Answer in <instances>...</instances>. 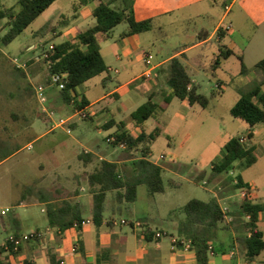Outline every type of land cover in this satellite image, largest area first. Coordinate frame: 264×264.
<instances>
[{"label":"rangeland","instance_id":"obj_1","mask_svg":"<svg viewBox=\"0 0 264 264\" xmlns=\"http://www.w3.org/2000/svg\"><path fill=\"white\" fill-rule=\"evenodd\" d=\"M80 1H54L13 41L6 45L0 44V159L3 155L15 152L0 166V200L4 205L13 206L14 209L9 217L13 215L19 217L20 229L23 233H30L38 227L43 232L49 224L47 213L42 211L46 204L32 198H27L23 205L18 202L23 187L42 175H45V180H49L51 176H60L61 184L71 183L72 180L66 179L67 175L81 170L74 157L76 152L90 149L95 154V160L98 161L100 157L119 160L118 158L123 155V158L129 159L127 165L131 167L124 165L125 176L135 177L138 174L131 161L137 160L141 152L135 150L129 153L124 147L113 146L107 141L109 135L117 130L116 126L109 129H99L96 126L109 118L108 112L99 113L94 121H89V118L84 121L85 119L76 115L75 118L80 121V126L71 130L70 133H67L65 129L67 123L63 127L52 129L40 139H35L37 135L48 131L59 118L70 121V116L74 113L73 106L69 104L64 103L62 110H52L48 101L39 102L35 95V87L38 84H45L37 77L39 74L47 73V64L42 58V53L50 44H57L70 38L65 32L67 26L62 25L61 19L66 18L68 22L72 20L73 4ZM82 1L84 3L85 0ZM231 2L232 0L226 2L228 5L231 4L230 11L226 13L227 7L219 0L218 2L198 0L192 6L181 7L169 14L159 16L153 21L151 30L140 34L143 44L150 50L155 62L172 52L179 43L192 42L195 39L194 31L201 27L211 30L219 24L220 30L226 33L221 41H217L215 36L210 43L187 54L188 61L196 64L197 69H192L190 65L188 70L198 84V90L210 98L208 108L204 109L198 105L189 106L176 97L166 110L157 109V118H149L143 124L147 133L156 126L160 128L159 135L148 145L149 158L164 168V192L150 195L147 186L140 184L137 188L136 200L129 206L124 202L114 201L115 205L119 206L115 211L108 206L112 202L111 195L107 196V207L103 211V218L106 220L113 216L114 221L118 223L114 231L126 235L129 239L137 232L135 233L130 224H122L120 221L125 219L132 222L138 218L145 221L146 224L142 222L143 227L149 230L168 231L169 235H165L162 242L166 249H169L170 235L180 236L173 227V223L177 224L178 221L186 220L182 205L191 198L208 200L213 194L206 190V187L209 188L215 183L225 188L232 184L233 175L214 174L212 164L221 159L224 154V145L230 138L244 137L246 134L247 124L243 120L232 117L229 110L239 97L259 82L263 76L257 63L264 57V0ZM113 6L123 7V4L117 1L113 3ZM9 8L17 12L20 8L18 0H0V10ZM195 11L198 15H195ZM190 16L192 19H189ZM7 22V17L0 18V35L7 30ZM94 22L95 19L91 16V22L79 26L77 30L82 31ZM54 25L57 32L59 30L63 32L62 35L50 32L52 31L50 28ZM227 25L231 26L229 30H225ZM125 28V23L117 25L113 30V38L109 41L120 46L119 34ZM30 45L33 47L29 48ZM222 45L233 48L235 54L229 56L223 65L212 73L211 65ZM238 55L242 56L246 66L244 72H242ZM15 59L24 67H18ZM107 59V63L113 62L112 57ZM112 68L111 74L117 79L103 86L96 82L99 78H95L91 82L96 84L88 88L83 84L79 86L78 93H84L88 99L94 100L95 97L113 88L116 85L115 80H120V76H116L115 69ZM218 81L222 82V92L220 95L212 96L213 93L217 94ZM129 87L131 88L127 95L118 100H110L107 106L112 114H116L117 119L125 121L126 127L133 134H137L138 130L133 126L130 113L148 100L149 90L147 91L146 86L140 81L132 83ZM164 88L166 91L167 85ZM56 90L47 89V95L53 97ZM160 96L161 94L155 100L161 101ZM107 102L108 100L102 101L95 108L103 107ZM115 105L118 106L117 110L112 109ZM43 108L53 111L52 119L45 118ZM256 131L257 135L250 144L255 146L257 161L248 167L238 166L233 171L251 186L249 194L251 200L264 202V123L257 124ZM186 134L188 137L181 145ZM29 142H32L31 147H28ZM68 164H71L70 169ZM40 165L43 166V170L40 169ZM119 165L122 168L121 163ZM171 180L177 185L172 186ZM77 182H79L78 188L81 186L85 188L81 196L84 202L81 215L86 217L91 215V189L86 180L78 178ZM230 187L232 193L228 198L241 202L239 188ZM221 202L229 203L228 200ZM235 208L231 215L232 220L226 224L227 228L212 229L208 235L209 242L214 248V253L210 254L212 263L239 264L243 262L239 255H233L232 245L236 235L242 236L238 238L240 239L238 245H244L246 234L245 217ZM143 227L138 229L140 235ZM99 228L100 226L95 223H89L85 226L83 233L80 230H71V234L66 236L65 245L68 249H72L77 236L82 237L89 231L96 232ZM259 228L264 231V212L260 214ZM5 235L6 232L1 230L0 238ZM60 236L56 233L50 240L48 235H43L40 243L31 239L24 245H30V243L42 245V247L57 245ZM143 241L146 243L145 240ZM239 247L241 249L239 254H242L243 247ZM49 248L53 249V247ZM8 256L13 264H23L26 254H8ZM262 260L264 261V251L257 258V264H260Z\"/></svg>","mask_w":264,"mask_h":264},{"label":"trees","instance_id":"obj_2","mask_svg":"<svg viewBox=\"0 0 264 264\" xmlns=\"http://www.w3.org/2000/svg\"><path fill=\"white\" fill-rule=\"evenodd\" d=\"M54 1L56 0H18L20 8L17 12L11 8L0 10V18H8V28L5 33L0 35V44L6 45L13 41ZM97 1L96 6L92 9V16L95 19L94 24L80 31L74 37L54 44L49 57L43 59L47 64V82L51 74L60 73L65 75L63 78L64 87L59 90L58 97L64 103L72 104L75 109H83L88 105V99L85 95L78 93L77 87L109 71L100 51L99 39H109L114 28L121 23L127 25L121 36L142 33L152 29V18L135 19L133 0ZM117 1H120L123 7L113 6V3ZM82 4V0L73 4L74 14ZM64 19L66 20V18ZM218 32L223 33L220 28ZM233 54L235 52L229 47L220 46L211 65V70L218 68L222 59H227ZM238 57L241 61L242 72H244L246 66L242 56L238 55ZM257 66L263 72V79L243 93L229 110L232 117L243 120L247 124L246 140L241 141V136H235L225 143L223 156L212 164L214 174L226 175L238 166L248 167L257 161L255 146L251 145L250 141L254 138L255 126L264 123V91L262 90L264 84V57L257 63ZM168 67L165 84L170 92L164 93L162 103L158 104L154 101L153 95H148V100L130 114L134 126L139 128L137 134L130 132L123 120L110 119L103 124V129L117 127V130L109 135V137L114 138L110 142L113 146L123 144L126 152L133 153L137 150L141 152V155L137 160L133 159L131 161V164L138 171L135 177H125L122 175L116 161L103 158L97 160L93 170L86 174L85 180L89 184L93 199L91 217L92 221L98 226L104 220L103 211L109 193H112L116 200L129 206L136 200L137 188L140 184L147 186L150 195L163 193L165 190L164 168L149 158L148 143L156 139L160 128L156 126L151 132L146 133L144 122L149 118H157V109H166L174 97L187 100L189 105L197 104L204 109L208 108L210 104V98L198 90V84L193 80L180 57H172L169 60ZM216 92L217 94L213 93L212 96L220 95L222 90L217 88ZM90 117L91 115L87 112V118ZM7 156L9 154L3 155L0 160L5 159ZM94 156L93 153L82 152L78 155V159L87 164L95 160ZM236 177L239 183L231 185L233 189L249 187V184L240 175H236ZM170 182L172 186L177 185L173 180ZM236 204L237 207L235 208ZM236 204L227 213H224L216 197H210L208 200L191 198L184 203L182 211L186 216L185 224L194 227L190 241L196 252V264H209L210 254H213L214 250L209 242L208 235L212 229L227 228L226 224H229V222L226 220V215H233L234 208L245 217L244 230L249 234L244 237L245 260L251 263L257 260L258 256L264 251V232L258 225L260 214L264 212V202H254L248 196L245 200ZM56 214L57 210H48L49 223L52 225L58 221ZM81 221L82 218L78 213L75 217L65 221L61 228H69L74 222H77V228L81 230ZM197 227H200V229ZM35 240L41 242V238ZM20 249L21 246L17 250L10 246L9 251L0 248V263L3 260L2 254L4 252L15 255ZM23 264L36 263L31 259H25ZM47 264H60V260L50 250L47 253Z\"/></svg>","mask_w":264,"mask_h":264},{"label":"crops","instance_id":"obj_3","mask_svg":"<svg viewBox=\"0 0 264 264\" xmlns=\"http://www.w3.org/2000/svg\"><path fill=\"white\" fill-rule=\"evenodd\" d=\"M196 1L198 0H133L134 17L136 20L152 18L154 21L159 16L169 14L176 9H180L181 7L192 6L194 3H196ZM214 1L218 2V0H214ZM233 1L234 0H232L231 3H233ZM97 2H98L97 0H85L83 5H81L80 8L78 9V11L71 16L72 20H70L69 22L68 20H61L63 22L62 25L67 26L65 29V32L68 34L70 38L74 37L77 33L80 32L79 30H77L79 26H82V25H85L86 23L91 22L92 9L96 6ZM219 2H222V4L225 7L229 8L228 10H226V13L230 11L231 4L229 5L226 4L227 0H219ZM195 15H198L196 11H195ZM192 16L194 17V15ZM192 16H190L189 19H192ZM55 26L56 25L50 28V30H52L50 32H52L55 35L57 34L62 35L63 32L60 30L57 32ZM126 28H127V25H126ZM126 28L122 30L119 34L120 46H118L116 43L109 41V39L113 38V33L109 39H106V40L101 39V38L99 39L100 51L104 58L105 63L107 64L108 68L114 67L115 69L114 73L116 74V76L117 75L120 76L119 78L120 80H115L116 85L113 86V88H110L109 90L104 92L101 96L95 97L94 100H90L85 96L88 99V105L85 107V110L91 115V117L89 118V121H94V118L99 113L108 112L110 115L109 118H107L105 121L96 125L99 127V129H103V124L106 123L110 119L121 121L116 118L115 113L112 114L110 112L107 105L110 100H113V99L118 100V99H121L123 96L127 95L128 91L131 88L129 86L132 83L136 81H140L141 83H143V85L146 86L147 91L149 90L148 95H153L154 101L157 102L158 104L162 103V97L164 93L170 92V89L168 88V86H167V90L166 91L164 90L165 89L164 87L166 86L165 76L167 75V72L169 69L168 67L169 60L172 57L177 56L181 58L183 63L186 65L187 69H189L190 65H192V69H197L195 62L188 61L187 54L192 50H196L210 43L211 40L215 36H216L217 41H221L222 37H224V35L226 34L225 32H223L222 34L218 33L219 24H217L211 30L201 27L200 29H197L196 31H194L195 39L192 42L179 43L173 49V51L169 52L166 56H164V58L159 59L155 62H153V59H152V63L150 65H146L144 61V55L151 54V52L143 44V40L140 36L141 33L121 36V33H123V31H125ZM32 47L33 45L29 46V48H32ZM229 48L235 52L233 48L231 47ZM107 57H112L113 62L107 63L108 61ZM225 60L226 59H222L218 68H220L223 65ZM188 63H189V66H188ZM218 68L213 70L212 73H215V71ZM112 71L113 70H109L99 76H96L88 80L87 82L84 83L86 88L91 87L93 84H96V82L101 83L104 86L105 84H108L109 82L113 81V79H117L116 77L112 76L111 74ZM147 71L150 72V76L145 75ZM37 77L39 78L41 82L46 83L47 77H48V71L46 74H39V76ZM95 78H99V79L96 82H91ZM262 79H263V76H261V79L259 81H261ZM221 83L222 82L220 81L217 82V88L222 90ZM78 88L79 86L77 87V91H78ZM47 89H57V88L52 86V87H48ZM262 90L264 91V84L262 85ZM58 93H59V90L57 89L56 92H54L53 97L48 94V105L51 107L52 110L53 109L62 110L64 108L63 107L64 102L58 97ZM81 94L84 95V93H81ZM160 94H161L160 96L161 101H156L155 98ZM105 100H108L105 106L95 108L97 104H100V102L105 101ZM182 101L188 104L187 100H182ZM69 105H72V104H69ZM169 105L167 106V108L169 107ZM194 105H197V104H194ZM189 106H193V105H189ZM112 109L117 110L118 106L115 105V107ZM72 111L74 112L75 109L73 108ZM42 112L44 113V116L47 119L48 118L47 112H44L43 109H42ZM70 117H71V121L69 122V126L71 130L78 128L80 126V121L75 118L74 114H72ZM84 121H86V119ZM135 129H137L139 132L138 127H135ZM51 130L52 128H49L48 131L37 135L35 139L36 140L40 139L41 137L46 135V133L50 132ZM256 135H257V131H256V126H255L254 138ZM187 137H188V134H186L184 139L181 141V145H183ZM244 137L246 138V134ZM31 143L32 142L28 143V147L30 146ZM82 152H89V153L94 154V152L90 149H84ZM82 152H76L74 156L78 161L77 166L81 170L73 174L69 173L66 177V179L72 180L71 183L67 182V185L61 184L60 182L62 181V178L60 176H51L49 180H45V175H42L41 177L39 176L35 178L28 185L23 187V191L19 197L18 202L22 204L27 198H32L41 203H44L47 206L45 208H42V211L46 212L47 215H48L49 209L57 210L56 215H57L58 221L54 225L49 223L48 226L45 227V230L43 232H45L44 233L45 236L48 235V238L50 240L53 239V235H55L56 233L61 236H60V241L56 243L57 245H50L48 247H44V246L42 247V245H32V243H30V245L29 244L24 245L26 243H23V245H21V249L19 250V252L15 254V255H20L23 253L26 254V257L23 258L22 262H24L25 259H31L36 264H47V253L50 250L49 247H53V249L50 251L54 253V255L56 256L58 260H62V259L65 260L66 264H196V252L193 249L192 244L189 248H186L185 244L177 243L174 245L172 243V240L170 239V243H171L170 247L169 249H166L164 242H162V238L165 235L160 238H157L155 236L156 231H163L164 233H167L166 236H168L169 235L168 231L164 229H157V230L150 229L149 230L148 228L143 227L141 229L142 231L140 235L138 233L139 228L131 226L133 230L135 231V233L136 232L137 233L131 239H129L126 235L114 231V227L118 223L113 224L112 221L114 220V218L112 216L109 219L103 220L98 231L96 232L89 231L83 235L82 233L85 229V226L89 223H94L91 217L92 212H93V199H92V193L90 192V204L92 205L91 215L86 216V217L82 216L81 210L84 206V202L82 201L81 196L85 188L82 186L78 188L79 182H77V180L78 178H82L85 180L86 174L93 170V167L96 164L97 160L84 164L81 160L78 159V155L81 154ZM8 154L9 156H7L3 160H0V166L4 164L5 162H7V160L10 159L15 154V152H10ZM122 156L118 158L119 160H112V161H116L118 164L121 163L122 168H120V165H119V169L122 172V175L125 176V171H123V168H124V165L126 167H129L127 165V162L129 161V159H125ZM102 158L106 159L104 157H100V159ZM68 167H69L68 169H70L71 164H68ZM40 169L43 170L42 165H40ZM125 177H128V176H125ZM76 182H77V185H76ZM231 185L232 184H230V186ZM230 186L225 188V186L218 185V183H215L213 184V186H210L209 188L206 187V190L208 189V191L213 194L212 197L216 196L218 202L221 205H227L229 208H231L234 205V203H238V201L228 198L230 197L229 194L232 193L231 189H229ZM109 194L111 195L112 202L109 203L108 206L112 211H115L119 208V206L115 205L114 201H116V199L113 197V194L112 193H109ZM223 200H228L229 203L224 204L221 202ZM117 202L122 203L118 200ZM5 206L7 205H4L3 202H1L0 200V208L5 207ZM105 207H107L106 203H105ZM78 213L83 221L90 219L91 222L85 223L82 225L80 232H82L81 234L83 236L82 237L77 236V241H76V243L78 244V251L72 252L71 248L68 249L67 246L65 245V239L68 234H71L70 233L71 230H74V229L77 231L79 230L77 227L74 226L75 222L69 228L62 229L61 226L63 225V223H65V221H67L68 219L72 217H75ZM9 214L0 217V231L3 230L6 232V235L3 238H0V243H3L6 240L8 234L10 233H13V232L23 233V231L20 229L21 222H20L19 217L17 218V215H13L12 217H9ZM135 220H140V219L136 218ZM142 222L146 224L145 221H142ZM185 223H186V220L180 221V222L178 221L177 224L173 223V227L178 231L180 236L170 235V238L174 236L179 239L190 240L194 227L190 225H186ZM258 225H259V222H258ZM197 228L200 229V227H197ZM35 230L41 231L39 227L36 228ZM246 235H249V234L246 233L245 236ZM241 237L239 234L236 235L232 248H233V255L237 254L243 260V262L241 261L239 262V264H244L245 262H247L244 258L245 247L244 245H238L239 240H240V239L238 240V238H241ZM143 240H145L146 243H143L144 242ZM239 246L243 247L242 254H239L241 250ZM8 254H9L8 252H4L2 254L3 260L1 261L0 264H4L5 262H6L5 264H13V261L8 256ZM255 263L257 264V260L251 262L250 264H255ZM209 264H215V262L212 263L209 259ZM260 264H264V261L262 260Z\"/></svg>","mask_w":264,"mask_h":264},{"label":"built area","instance_id":"obj_4","mask_svg":"<svg viewBox=\"0 0 264 264\" xmlns=\"http://www.w3.org/2000/svg\"><path fill=\"white\" fill-rule=\"evenodd\" d=\"M228 9L229 8L227 7L226 10H228ZM230 27H231L230 25H227L225 27V30H229ZM53 46H54V44H50L48 46V49L44 53H42V58L43 59L49 57L50 52L54 48ZM144 61H145L146 65H150L152 63V55L151 54L144 55ZM15 62H16V64H17L18 67H24L23 64L17 63L16 59H15ZM108 70H113V69L112 68H108ZM145 75L150 76V72L147 71ZM64 76H65L64 74L54 73V74H51L50 75L49 81L47 83L36 85V87H35V95H36L37 99L39 100V102L46 103L48 101V95H47V88L48 87L54 86L58 90L63 89V87H64V82H63ZM47 109L46 108H43L44 112H47V117L49 119H52L51 115L53 114V111L52 110H49V109L47 110ZM73 114L75 116L76 115H79L81 117V119H86L87 118V112H86L85 108H83V109H75V111H74ZM70 121L68 119H66V118H62L61 117V118H59L58 121H56L54 123L53 126H51V128L52 129H55V128H58V127H63L65 124L68 123L67 126L65 127V129H66V132L67 133H70L71 132V128L69 126V122ZM113 140H114V138H112V137H108L107 138V141L109 143L111 141H113ZM245 140H246L245 137H242L241 138V141H245ZM120 146L121 147H124L123 144H121ZM29 147H31V145ZM228 174L233 175V177H232V185H237L239 183V181H238V179L236 177V174H234V171L233 170H230L228 172ZM204 183H206V182L204 181ZM250 187H251L250 185H249V187H239V190H240V196H239V198H240L241 201L245 200L249 196L250 191H251V188ZM214 197H216V196H214ZM220 206H221V209H222V211L224 213H227L230 210V208L227 205H221L220 204ZM13 209H14L13 206L1 207L0 208V217L9 214L10 212L13 211ZM226 220H227V222H230L232 220V216L226 215ZM89 222H91L90 219H87L85 221L82 220L81 221V225H83L85 223H89ZM112 222H113V224H116L117 223L114 220ZM121 223L122 224H130L131 226L138 227V228H141L144 225L142 223V221H140V220H135V221H132V222L130 221L129 222V221L125 220V219H122L121 220ZM74 226L75 227L78 226L77 222L74 223ZM44 233L45 232L37 231V230H35L33 232H30V233H15V232L10 233V234H8L6 240L3 243H0V248H3L5 250L9 251L10 246H12L14 250H17L18 247H20L26 241H29L31 239H36V238H42V236L44 235ZM166 234L167 233H164L163 231H156L155 236L157 238H160V237H162V236H164ZM171 240H172V243L174 245L177 244V243H181V244H185V247L186 248H189L191 246V241L190 240L179 239V238L174 237V236H172ZM71 251L72 252H77L78 251V244L77 243H75L73 245ZM60 264H66L65 260H63V259L60 260ZM244 264H250V263L245 262Z\"/></svg>","mask_w":264,"mask_h":264}]
</instances>
